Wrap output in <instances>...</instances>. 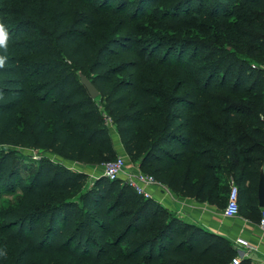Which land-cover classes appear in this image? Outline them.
I'll return each mask as SVG.
<instances>
[{"label": "trees", "instance_id": "obj_1", "mask_svg": "<svg viewBox=\"0 0 264 264\" xmlns=\"http://www.w3.org/2000/svg\"><path fill=\"white\" fill-rule=\"evenodd\" d=\"M67 1L99 37L49 0H0V197L21 193L0 209V264H233L227 239L123 181L48 160L27 181L13 149L95 168L116 160L115 130L177 196L223 206L234 182L259 224L264 0Z\"/></svg>", "mask_w": 264, "mask_h": 264}, {"label": "crops", "instance_id": "obj_2", "mask_svg": "<svg viewBox=\"0 0 264 264\" xmlns=\"http://www.w3.org/2000/svg\"><path fill=\"white\" fill-rule=\"evenodd\" d=\"M114 144L117 155L125 153L116 131L113 130ZM155 201L168 212L185 223L207 230L210 233L227 239L232 246L238 238L248 240L256 250L247 254L245 250L237 252L241 259L251 260L253 264H264V230L260 224L251 220L227 219L224 210L227 206H215L210 202H200L186 197H180L167 190H155Z\"/></svg>", "mask_w": 264, "mask_h": 264}, {"label": "built area", "instance_id": "obj_3", "mask_svg": "<svg viewBox=\"0 0 264 264\" xmlns=\"http://www.w3.org/2000/svg\"><path fill=\"white\" fill-rule=\"evenodd\" d=\"M264 72V66L262 67ZM108 126L113 128L110 119H107ZM32 158L39 161L41 158L37 151H30ZM58 158V157H56ZM78 172H82L77 170ZM94 182L99 178H106L110 181H123L124 184L132 188L139 196L146 199L155 200V190H167L165 186L160 184L154 177L145 174L141 171L138 164L133 163L126 153L118 155L116 160L108 162L103 165V174L101 176H91ZM224 216L227 219L245 220L240 214L239 208V190L234 182H231L230 192L228 196L227 206L224 210ZM260 227L264 230V210L261 215ZM236 252L245 250L249 255L253 253L256 248L246 239L238 238L233 246ZM242 259L238 256L233 264H239Z\"/></svg>", "mask_w": 264, "mask_h": 264}, {"label": "rangeland", "instance_id": "obj_4", "mask_svg": "<svg viewBox=\"0 0 264 264\" xmlns=\"http://www.w3.org/2000/svg\"><path fill=\"white\" fill-rule=\"evenodd\" d=\"M49 1L52 3L53 8L55 10L59 12L67 13V15H69L72 22L77 23V25L81 29L87 31L92 36L99 37L101 33L103 32V29H93L91 27H86V25H84L85 16L87 15L88 12L78 7L76 4H71L67 0H49ZM19 5L20 4L18 3L16 7H19ZM117 50H120V48H118ZM216 94L218 96L225 98L229 102H233V103L238 102L237 101L238 98H235V97L223 94V93H216ZM240 101L242 103H245L246 99H241ZM243 113L249 116L248 112L243 111ZM13 150L16 152V158H17L16 161L19 164V167L23 170L24 176L27 181H29L32 178V176L38 169V166L40 162H42V160L43 161L48 160L49 162L60 164L74 172L77 170H80L88 174L89 175V183H88L89 185H91L94 182V179H92L91 176H101L103 174V165L95 167V168H89L87 166L78 165L69 160L56 158L55 156L44 154V153L39 154L41 158L39 161H35L33 160L32 154L30 151L25 150V149L24 150L23 149H13ZM20 197H21L20 192L14 195H4L0 197V209H5L15 204L19 200Z\"/></svg>", "mask_w": 264, "mask_h": 264}, {"label": "water", "instance_id": "obj_5", "mask_svg": "<svg viewBox=\"0 0 264 264\" xmlns=\"http://www.w3.org/2000/svg\"><path fill=\"white\" fill-rule=\"evenodd\" d=\"M82 85L86 88L89 95L93 99H97L100 96L98 89L94 86V84L84 75H80ZM258 201H259V208L264 210V173L261 174L260 177V184H259V193H258Z\"/></svg>", "mask_w": 264, "mask_h": 264}]
</instances>
